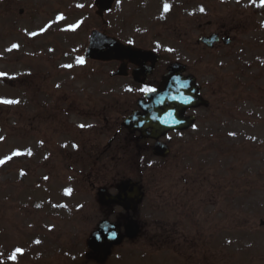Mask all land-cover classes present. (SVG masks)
<instances>
[{"label": "rangeland", "instance_id": "obj_1", "mask_svg": "<svg viewBox=\"0 0 264 264\" xmlns=\"http://www.w3.org/2000/svg\"><path fill=\"white\" fill-rule=\"evenodd\" d=\"M94 1L0 0V99L19 101L0 104V264H96L89 236L104 220L125 224L97 191L125 178L145 192L133 217L140 233L106 264H264V20L241 22L235 11H254L230 0H167L168 13L165 0H116L106 27ZM223 23L232 49L203 48L198 40ZM93 31L125 46L155 44L163 69L178 63L196 78L210 107L171 137L167 160L133 137L101 155L115 134L116 100L139 93L111 80L113 65L84 60ZM64 133L71 157L58 146Z\"/></svg>", "mask_w": 264, "mask_h": 264}, {"label": "water", "instance_id": "obj_2", "mask_svg": "<svg viewBox=\"0 0 264 264\" xmlns=\"http://www.w3.org/2000/svg\"><path fill=\"white\" fill-rule=\"evenodd\" d=\"M113 1L114 0H97V5L102 10H107L111 7ZM118 49H121V46L113 40H110L99 33H93L90 40V48L87 54L88 58L98 60H113L114 58H117V53L115 52ZM129 51L133 54L131 50ZM172 70L173 73L165 79L161 94L156 95L155 98H150V104L144 108V110L147 112V115H135L134 118L126 123L125 126L131 132L138 130L144 134L148 128H151L153 133L143 137L147 138L151 136L158 138L170 130L188 128L193 124V119L183 120L181 117V110L183 112L187 108L198 107L201 105L207 106V103H203L199 99L197 90L192 80L191 83L190 81H186L187 87L181 89L183 98L190 99L191 103H181L180 97H178L177 101L175 102L171 98L169 101L167 97L168 95L175 93L176 87L182 81V79L179 78V74L183 72V69L179 66L173 67ZM160 101H164L163 104H160ZM169 112L173 113V116L168 117L167 114ZM153 116H157L158 119H153ZM164 120H167V123L162 122ZM155 152L156 155L167 153L163 147H158ZM118 189L119 194L116 197L108 195L105 191H100L98 195L100 203L105 206L121 205L127 212H136L138 205L143 199V193L141 192L139 185L137 183L127 182L122 183ZM125 229L126 237L130 239L135 238L139 231L137 226H135L132 222H129ZM113 234H115L114 238H110ZM97 236H100L101 238L97 239ZM123 239L124 236L121 234L119 226L104 223L92 236L88 242V247L99 253V262H104L105 258L110 253V248L112 246L121 244Z\"/></svg>", "mask_w": 264, "mask_h": 264}, {"label": "snow or ice", "instance_id": "obj_3", "mask_svg": "<svg viewBox=\"0 0 264 264\" xmlns=\"http://www.w3.org/2000/svg\"><path fill=\"white\" fill-rule=\"evenodd\" d=\"M253 3H255V0H253ZM260 6H261V7H264V0H260ZM80 7H83V5H80ZM171 7H172V6H171L169 3H167V0H165V3H164V5H163V11H164L165 13H168V12L171 10ZM200 11H201V12H204L205 9H204L203 7H201V8H200ZM60 19L63 20L64 17L61 16ZM49 27H51V25H49ZM77 27H79V24L73 26L72 30H75V28H77ZM32 35H36V33H33ZM12 47H13L14 49H18V48H19V45H15V44H14ZM168 51H172V50L169 49ZM79 63H80V64H83V63H84V60H83V59L79 60ZM67 67H71V65H68ZM177 79H178V78H177ZM57 87H59V85H57ZM185 87H187L186 84H184V83H180V84L176 87V91H175V93H174V94H171V97H170V98H171L172 100H177V98L180 97V98H181V99H180V102H181V103H191V100H190V99H184V98H183V93H182L181 89H183V88H185ZM142 91H143L144 93L153 94V93H156V92H157V89L154 88V87H146V88L142 89ZM163 102H164V101H160V104H163ZM18 103H19V101H17V100L0 99V104H3V105H14V104H18ZM167 115H168V117H171V116H173V113L169 112ZM153 119H158V117H157V116H153ZM162 122L167 123V120H164V121H162ZM80 127L83 128V127H85V126H84V125H80ZM230 135H234V133H230ZM17 154H19V153H17ZM29 155H31V153H29ZM8 159H11V157H9ZM67 192H68V194H71L72 189H68ZM37 207H40V205H37ZM114 235H115V234H113L112 237H110V238H114ZM100 238H101L100 236H97V239H100ZM37 243H40V241H37ZM18 255H23V250H22V249L17 248V249L12 253V255H11L9 258H10L12 261L15 262V261L17 260V256H18Z\"/></svg>", "mask_w": 264, "mask_h": 264}, {"label": "flooded vegetation", "instance_id": "obj_4", "mask_svg": "<svg viewBox=\"0 0 264 264\" xmlns=\"http://www.w3.org/2000/svg\"><path fill=\"white\" fill-rule=\"evenodd\" d=\"M231 3L233 4V6H234V4H237L236 6L237 7H240V6H242V4L243 3H247V4H254V5H257V6H259V7H261L260 6V0H255V3H253V0H231ZM237 16L240 18V21L241 22H251V21H253V18L255 17V16H252V15H247V13L246 12H237ZM257 17H259V16H256L255 17V20H257ZM222 34V32H219V35H221ZM223 42V38H220V42H219V44H218V46H217V49H222L221 47H222V43ZM216 49V48H215ZM214 49V50H215ZM157 80H158V74H156L155 76H151V77H149L148 79H147V84L150 86V87H152V86H154L155 84H157ZM156 86V85H155ZM121 110L119 109V111L118 112H120ZM134 111V109L132 110V107L129 109V110H126L125 112H120V113H124L125 115H127V113L128 114H131L132 112ZM129 116V115H128ZM119 120H120V117L118 118V122H119ZM105 130H107V129H105ZM104 129H102V132L103 131H105ZM137 137H136V139H137V142H140L139 141V138H138V135H136ZM135 137V136H134ZM117 141V144H116V146H119L120 145V141L119 140H117V139H112L111 140V144H110V146H112L115 142ZM170 141V140H169ZM66 152V151H65ZM69 157H71L70 155H68Z\"/></svg>", "mask_w": 264, "mask_h": 264}]
</instances>
